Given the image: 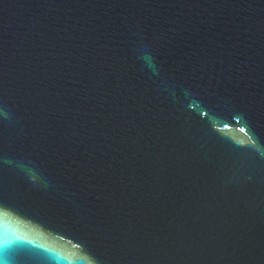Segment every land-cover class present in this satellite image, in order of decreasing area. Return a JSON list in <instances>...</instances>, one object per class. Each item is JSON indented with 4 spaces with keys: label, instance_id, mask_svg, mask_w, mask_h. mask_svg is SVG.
<instances>
[{
    "label": "water",
    "instance_id": "obj_1",
    "mask_svg": "<svg viewBox=\"0 0 264 264\" xmlns=\"http://www.w3.org/2000/svg\"><path fill=\"white\" fill-rule=\"evenodd\" d=\"M0 264H264V0H0Z\"/></svg>",
    "mask_w": 264,
    "mask_h": 264
}]
</instances>
